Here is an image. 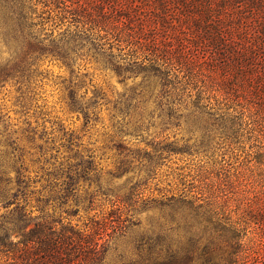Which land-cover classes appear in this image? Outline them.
<instances>
[{
    "label": "trees",
    "instance_id": "16d2710c",
    "mask_svg": "<svg viewBox=\"0 0 264 264\" xmlns=\"http://www.w3.org/2000/svg\"><path fill=\"white\" fill-rule=\"evenodd\" d=\"M85 59L132 84L113 100L88 94ZM45 62L66 69L78 129L38 104ZM6 84L18 118L0 114V264H264V175L241 211L222 193L223 166L144 193L171 154L209 153L227 134L259 138L264 159V0H0ZM103 105L105 177L82 139Z\"/></svg>",
    "mask_w": 264,
    "mask_h": 264
},
{
    "label": "rangeland",
    "instance_id": "374dc122",
    "mask_svg": "<svg viewBox=\"0 0 264 264\" xmlns=\"http://www.w3.org/2000/svg\"><path fill=\"white\" fill-rule=\"evenodd\" d=\"M204 50V47L198 48V52L201 54H211L212 52V50L206 52ZM80 65V73H86L83 80L88 94L96 88L104 92L108 99L113 100L116 96L127 91L132 84V80H127L125 83L118 82L112 72L99 69L88 59L80 61ZM41 68L46 70V75L42 79L38 104L44 105L49 119H59L66 127L78 129L80 123L75 121L73 114L65 109L61 98V85L58 76L66 77V69L59 67L57 63L48 62H45ZM14 96V88L11 85L6 84L0 89V114L6 113L11 122H16L15 120L18 118L14 113ZM107 107L110 106L99 107V121L82 138L84 144L92 148L95 155L100 158L97 160L104 177L106 176L105 172L113 167V151L108 149L104 135L108 131L109 111ZM183 134V131L177 130L171 134V139L174 137L180 139ZM240 137L238 140H234L227 134V139L216 141L212 144L210 152L206 154H171L158 170L156 177L147 183L145 195L157 197L162 193L176 192L182 187L180 179L189 182L198 170L213 171L209 174V179L210 177L215 179L214 174L223 166L226 168V177L222 179L223 181H219L223 183L224 192L222 193L227 197V204L232 208L240 205V211L244 210L248 199L254 198L259 186L258 180L264 175V159L261 158L262 142L259 141V138L246 134ZM258 160L259 162H257ZM126 176L130 175L114 180L112 186L121 185L125 182ZM92 213L90 212L89 215ZM140 218L144 219V214ZM69 220L72 224L82 226L85 222V214L80 212L75 217H69ZM130 240L129 237H125L117 241L118 251L124 250L123 252L128 254L131 248ZM114 256L115 252L112 251L111 258Z\"/></svg>",
    "mask_w": 264,
    "mask_h": 264
}]
</instances>
